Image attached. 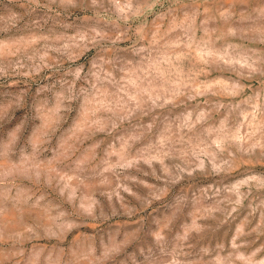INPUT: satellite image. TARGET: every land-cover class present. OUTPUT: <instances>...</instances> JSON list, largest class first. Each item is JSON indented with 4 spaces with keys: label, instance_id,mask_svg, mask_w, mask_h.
I'll return each instance as SVG.
<instances>
[{
    "label": "rangeland",
    "instance_id": "rangeland-1",
    "mask_svg": "<svg viewBox=\"0 0 264 264\" xmlns=\"http://www.w3.org/2000/svg\"><path fill=\"white\" fill-rule=\"evenodd\" d=\"M0 264H264V0H0Z\"/></svg>",
    "mask_w": 264,
    "mask_h": 264
}]
</instances>
